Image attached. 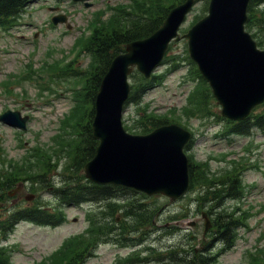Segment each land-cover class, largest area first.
Wrapping results in <instances>:
<instances>
[{"label":"rangeland","instance_id":"rangeland-1","mask_svg":"<svg viewBox=\"0 0 264 264\" xmlns=\"http://www.w3.org/2000/svg\"><path fill=\"white\" fill-rule=\"evenodd\" d=\"M84 1L90 5L73 0H35L12 26L0 28V114L6 110H18L22 116L28 117L25 129L0 121V168L23 164L31 146L47 149L51 154L49 162H55L53 146L56 141L53 136L59 132L61 118L74 104L71 88L80 84L77 79L69 77L71 73L67 75L66 70L57 76L48 73L63 66L65 69H85L89 57L79 52L78 38H87L97 17L105 19L114 6L127 5L132 0ZM207 4L206 0L195 2L180 34L206 14ZM58 15H65V20L52 24L51 17ZM253 38L264 49V33ZM186 42V38H182L170 44L166 59L154 71L162 82L146 91L139 104L127 103L122 115L124 126L130 133H136L140 117H164L168 123H176L191 131L193 141L185 148L187 155L204 163L216 177L234 169L238 180L226 183L224 193L227 197H221L218 202L206 199L204 186L199 185L190 187L175 201L160 194L139 197L140 201L147 202V208L154 211V225L143 228L159 229H151L154 234L145 240H139L137 233H133L134 237L129 235L118 242L115 239L99 242L93 255H88L83 264H126V256L135 252L142 261L155 262L154 252H176L180 247L187 255L196 249L197 253L210 256L211 264H254L257 260L264 264V131L256 128L249 135L226 134L230 124L220 119V105L212 95L208 98V106L213 115L197 118L183 114L189 91L194 86L198 89L201 86L195 76L196 65L188 56ZM24 75L28 77L21 80ZM135 76L136 73L131 77ZM133 79H130L131 83ZM263 109L264 106L259 105L252 114ZM143 121L148 123L146 119ZM64 162V158L57 162L59 169ZM57 172L47 173L50 181L51 178L55 183L59 181ZM18 185L0 196V248L3 256L8 254L9 264H49L50 256L54 258L63 240L87 227V214L102 219L105 216L101 204L86 202L62 207L66 220L56 226L20 219L8 224L9 214L34 204L43 205L50 211L59 209L51 186H32L29 181L18 182ZM235 186L240 192H235ZM203 212L207 221L232 217L243 223L233 231L231 246L214 240L216 226L211 232L203 231ZM192 222L193 225H189Z\"/></svg>","mask_w":264,"mask_h":264},{"label":"trees","instance_id":"trees-1","mask_svg":"<svg viewBox=\"0 0 264 264\" xmlns=\"http://www.w3.org/2000/svg\"><path fill=\"white\" fill-rule=\"evenodd\" d=\"M33 1L35 0H0V28L8 29L12 26L13 21L17 20ZM182 1L184 0H132L127 5L114 6L111 14L105 19L100 16L93 20V29L87 38L77 40V43H80L81 52L89 57L86 68L83 70L65 69L63 66L52 71V76H57V73L61 74L63 70H66L67 75L71 73L69 77L77 79L80 84L71 88L74 104L68 114L61 118L59 132L53 136L56 141L53 146L55 162H49L51 154L47 149L31 146L30 153L25 154L23 164H10L6 169L0 168V196L18 185V182L29 181L32 186L41 187L42 185L44 188L51 186V192L59 202L56 206L59 209L55 211L45 209L43 205L38 204L19 209L7 216L6 223L8 224L20 219L39 225L56 226L66 220L62 209L64 206L80 205L86 202L102 205L101 212L105 214L104 218L87 214V227L82 232L63 240L55 251L54 258L50 256L49 264H83L85 258L93 253L99 242L108 239H115L118 242L126 236L134 235L133 233L140 234L138 238L142 240L143 235L147 234L145 231L148 230L143 227L154 225V211L146 207V202L140 201L139 197L145 198L142 193L119 186L93 183L85 178L82 169L94 155L97 146V140L92 136L91 127L93 102L101 78L112 58L123 52L128 42L144 38L154 32L162 24L169 9ZM245 28L253 31L252 36L254 37L264 33V0H250ZM176 67L177 65L173 69ZM195 72L202 89L194 88L189 93L188 104L184 106L183 114L186 117L204 118L213 115L208 106V98L211 94L197 69ZM159 78L156 73L150 78L136 74L128 101L140 103L143 94L154 86ZM153 117L156 116L140 117L141 122H138L137 133H146L168 122L164 117L155 119ZM145 119L148 120L147 124L143 123ZM220 119L223 118L220 117ZM226 122L230 124L227 131L230 133H248L252 126L264 131V109L259 113H251L239 122L228 120ZM62 158L65 162L59 169L57 162ZM188 159L192 185L193 187L197 184L203 185L204 190L207 191L204 194V197L207 196L206 199L218 202L221 197L226 196L224 193L226 183L231 184L238 180V174L233 173L234 169L225 172L221 177H216L205 167L204 163L196 162L190 155ZM54 171H58L60 177L56 183L53 178L50 181L47 177V173ZM238 190L239 187L235 186V192ZM240 225L236 218H217L216 226L221 235L220 239L227 244V247L231 246L230 243L233 241V231ZM1 251H3L2 248H0V264H9L8 254L5 253L3 256ZM191 252L187 255L181 247L176 252L171 250L167 253L165 251L154 252L155 262L156 264H211L210 256L194 250ZM127 262L129 264L155 263L148 260L142 261L141 257H130ZM254 264H261V261L257 260Z\"/></svg>","mask_w":264,"mask_h":264},{"label":"water","instance_id":"water-1","mask_svg":"<svg viewBox=\"0 0 264 264\" xmlns=\"http://www.w3.org/2000/svg\"><path fill=\"white\" fill-rule=\"evenodd\" d=\"M194 0L173 6L162 25L149 36L126 44L100 81L94 100L92 134L98 140L94 155L84 166L85 177L102 185L132 188L148 195L161 193L171 200L189 183L188 158L183 151L190 133L176 124L163 125L148 134H130L122 126L123 105L134 66L145 77L160 64L168 43ZM249 0H209L208 13L181 37L188 53L209 83L222 116L242 120L264 101V50L244 28ZM89 6L88 3H85ZM64 16L52 18L54 23ZM27 116L7 110L0 120L25 128ZM29 199V198H28ZM210 227L205 219L204 230Z\"/></svg>","mask_w":264,"mask_h":264},{"label":"flooded vegetation","instance_id":"flooded-vegetation-1","mask_svg":"<svg viewBox=\"0 0 264 264\" xmlns=\"http://www.w3.org/2000/svg\"><path fill=\"white\" fill-rule=\"evenodd\" d=\"M210 220H211V222H212L213 228H215V227H214V224H216V222H215L214 220L212 221V219H210ZM213 228L211 229V231L213 230ZM214 233H217V231L214 230Z\"/></svg>","mask_w":264,"mask_h":264}]
</instances>
